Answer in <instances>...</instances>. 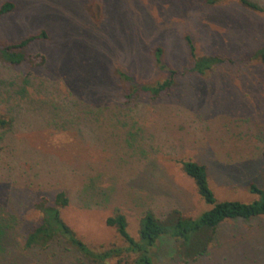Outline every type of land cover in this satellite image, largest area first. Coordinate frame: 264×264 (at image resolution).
I'll return each instance as SVG.
<instances>
[{
    "label": "rangeland",
    "instance_id": "374dc122",
    "mask_svg": "<svg viewBox=\"0 0 264 264\" xmlns=\"http://www.w3.org/2000/svg\"><path fill=\"white\" fill-rule=\"evenodd\" d=\"M7 1L14 8L0 14V48L47 34L21 50L43 54L41 66L10 65L0 53V117L8 121L0 127V210L15 218L18 241L39 222L35 202L58 190L69 198L63 220L93 250L127 245L105 223L116 213L135 240L148 212L164 222L175 211L194 218L211 206L185 160L206 166L217 200L260 199L249 185L264 189V11L238 0H0V7ZM187 36L198 56L222 61L190 71ZM169 69L176 75L167 93L131 92L169 78ZM151 251L156 264H264V215L222 222L195 262L180 261L171 240ZM28 254L27 264L118 259L89 263L58 240Z\"/></svg>",
    "mask_w": 264,
    "mask_h": 264
},
{
    "label": "trees",
    "instance_id": "16d2710c",
    "mask_svg": "<svg viewBox=\"0 0 264 264\" xmlns=\"http://www.w3.org/2000/svg\"><path fill=\"white\" fill-rule=\"evenodd\" d=\"M212 3L213 0H207ZM238 2L251 10L263 12L264 8L252 0H238ZM14 8V3L7 1L0 7V14ZM46 32L41 31L27 36L16 44L0 48V53L10 65L27 64L29 66H41L45 63V56L40 53L25 54L21 50L31 42L46 38ZM189 53L192 58L190 71L203 74L211 70L222 59L215 54L198 56L194 51L191 39L186 37ZM156 63L160 69H165L161 58V48L155 47ZM258 55L264 63V45L258 50ZM118 76L128 79L129 76L123 71L117 70ZM176 71L169 69V78L158 81L153 85H135L131 92L146 93L152 99L167 93L173 83L172 77ZM131 92L123 93L122 99L128 100ZM8 124V121L0 117V127ZM264 158V150L262 151ZM183 170L195 185L196 191L203 201L211 207L196 217H183L177 213L176 216L168 215L165 222L158 219L153 213H146L139 228V239L135 240L127 231L125 215L116 213L108 216L106 225L115 227L118 234L126 242L125 247L110 246L102 250H93L88 247L66 224L61 216V210L69 203L65 190L55 192L51 200L41 197L34 206L40 212L39 222L34 225L24 237L17 239L15 231H10L14 225L15 218L4 217L0 210V264H27L29 252L46 251L51 245L62 241L89 263H104L105 261L118 257L117 264H156L153 259L152 248L160 239L171 240L177 258L184 262H195L208 254L209 244L213 239L215 229L227 219H250L264 215V189L251 183L249 190L258 194L259 200L251 203L239 200L216 199L208 182V173L205 165L193 160H185ZM12 223V224H11ZM122 255L131 260L121 262Z\"/></svg>",
    "mask_w": 264,
    "mask_h": 264
}]
</instances>
